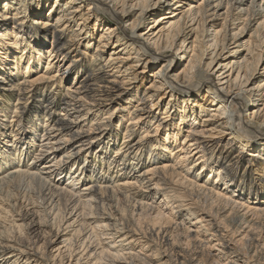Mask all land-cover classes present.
I'll return each mask as SVG.
<instances>
[{
    "label": "bare ground",
    "instance_id": "obj_1",
    "mask_svg": "<svg viewBox=\"0 0 264 264\" xmlns=\"http://www.w3.org/2000/svg\"><path fill=\"white\" fill-rule=\"evenodd\" d=\"M242 2L214 29L202 0H0V264H264V14ZM15 178L64 250L6 215Z\"/></svg>",
    "mask_w": 264,
    "mask_h": 264
},
{
    "label": "rangeland",
    "instance_id": "obj_2",
    "mask_svg": "<svg viewBox=\"0 0 264 264\" xmlns=\"http://www.w3.org/2000/svg\"><path fill=\"white\" fill-rule=\"evenodd\" d=\"M243 2L239 5V8H238V11L239 12H241V13H243V14H245V13H247L248 11H253V12H260L261 14H264V0H262L261 2L259 1V0H242ZM54 2V1H53ZM64 2V0H59V4H62ZM202 2H203V5H205V6H207V8L210 10V11H213L214 10V12H217L218 14H219V16L217 17V24H215L214 26H213V28L215 29V28H219L220 27V23H221V21H220V19L222 18V16H223V13L225 12V7H226V0H202ZM9 3H10V5L12 6V8L13 9H15L16 8V5H14V3H16V0H9ZM33 3H34V1H33ZM36 1H35V5H36ZM248 10V11H247ZM149 17V18H148ZM147 17V19H143L142 20V22L140 23V25H141V27H140V29H141V31L140 32H142L143 31V28L144 27H146V26H149L150 25V23H152L153 21V19H150V16H148ZM129 22L130 21H128L127 23L129 24ZM126 23V24H127ZM219 23V24H218ZM127 24V25H128ZM208 27V26H207ZM253 27L254 26H251V28L253 29ZM73 28L75 29V28H77V25L75 24V25H73ZM212 27L211 28H207V33H213L214 32V29H213ZM246 32H248V34L251 32V29L248 31V29H245V31L243 32L244 34L246 33ZM248 34H247V36H244L243 37V39L245 40H247L248 39ZM246 37V38H245ZM125 39H123V41H124ZM122 41V42H123ZM122 42H115L114 44H113V47H115V46H117V48H116V51H120V49L124 46V44H120V43H122ZM118 45H120V46H118ZM232 46V45H231ZM122 52L123 53H125L126 52V49H124V50H122ZM126 54V53H125ZM157 65V64H156ZM156 65H154L153 67H151L150 69H147L146 71H147V74L149 75V77H148V79H147V84L149 83V81L150 80H152V78H151V76L150 75H152L153 73H154V67H156ZM40 70H44L42 67L40 68L39 67V69L37 70L38 72L40 71ZM50 71V70H49ZM48 71V72H49ZM54 72V69H52L51 70V73H53ZM50 73V72H49ZM172 73H174V72H172ZM21 76H17V79L15 80V82H17L18 81V79L20 78ZM146 84V85H147ZM62 89V88H61ZM0 98L3 100V102H4V104H8V102H9V104L10 103H15L16 104V96H15V93H12V92H9V91H5V90H3L2 89V87H0ZM14 104V105H15ZM257 104H260V101H255V102H249V104H248V102L246 103V106H245V110H243V113L245 114V115H249V113H250V110H251V108H253V107H255ZM250 105H252V106H250ZM12 119H9V120H4L5 122H7V125H6V127L8 128L10 125H12L13 126V130H15V126H14V122L12 121V123H10V121H11ZM252 120L250 119V122H249V124H252V122H251ZM40 125L41 126H43V121H42V123H40ZM256 128H258V129H262L263 130V132H264V127H256ZM1 130H3V129H1V127H0V132H1ZM4 131H7V130H4ZM9 131V130H8ZM7 131V132H8ZM16 132V131H15ZM13 134V133H12ZM40 134H41V132L40 133H38V137H37V141L40 139ZM17 136V135H16ZM0 138H3L2 136H0ZM2 142H3V144L5 143H7V145H5L6 147H8V144H10V143H13V142H15V136H13L12 137V139L10 138V135H9V137H7V138H5V139H3L2 140ZM37 144H35V146L30 150V152H29V156H30V154H33V153H35V152H37V146H36ZM57 155L59 156L60 155V152H58L57 153ZM28 156V157H29ZM90 159H94V157H90ZM28 162V161H27ZM38 170H40V169H38ZM74 170H76V165H74L73 166V168H72V171H74ZM6 171V169H2V170H0V174H2V173H4ZM76 172V171H75ZM88 181H90L89 179H86L85 181H83L82 183H79L78 185H77V189L79 188L80 189V186L82 187V184H85V183H87ZM19 183L20 184V187L19 188H17L16 187V184L17 183ZM22 182V183H21ZM24 184V185H23ZM32 185V186H31ZM22 186V187H21ZM24 186V187H23ZM33 186L35 187V188H33ZM9 188V190L11 189V190H13V192H15L14 193V199H16L15 200V203L17 204H14L13 206V213L15 212V210H16V212L14 213V215L12 216V218H11V213L10 212H6V215L8 216L9 215V217H10V220L12 219V220H14L15 222H16V224H22V228L24 229V231L26 232V234L27 235H29V237L30 238H32V233H30V230H29V228H28V223H27V221H21V220H19V217L17 216L16 217V214H17V212L19 211H24V210H31V211H35L36 213H34L33 214V216H32V219L36 222V221H39V220H42V221H44V224H43V226L40 228V230H46V228L48 229L49 228V230L52 232V233H54L55 234V239H56V246H60V248L62 249V250H64L63 248H62V243H61V241H62V237H59V235H60V231H57V229H56V227L54 226V224H53V220H52V215L50 214H47V213H45L44 211H43V209H42V206L38 203V202H40V199H39V194H38V186H37V184H34V183H31V184H29V185H25V183L22 181V178H15V179H12L11 180V182L9 183V186H8ZM26 187V188H25ZM4 190V189H3ZM2 190V191H3ZM25 192H24V191ZM1 191V192H2ZM18 192V193H17ZM24 192V193H23ZM16 194V195H15ZM16 196V197H15ZM37 198V199H36ZM164 199H163V195H162V193L161 192H159V193H157V195H156V202L158 203V202H160L161 204H164V201H163ZM39 205H38V204ZM166 206V205H165ZM14 208H15V210H14ZM6 224H10V223H7V222H5ZM51 224V227H47V225H50ZM53 224V225H52ZM14 226V225H13ZM46 227V228H45ZM8 240L9 241H11V242H20L21 241V243L22 244H25L26 243V240L24 239V237L21 235V234H19L17 231H16V229H15V227H12L11 228V230H10V232L8 233ZM42 240H43V237L42 236H39L38 235V238H36V241H35V243H38V244H41L42 243ZM63 252V251H62Z\"/></svg>",
    "mask_w": 264,
    "mask_h": 264
}]
</instances>
